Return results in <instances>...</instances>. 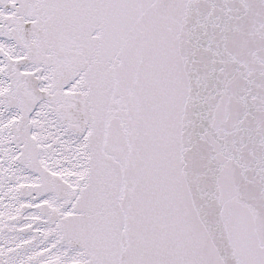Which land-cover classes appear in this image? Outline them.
<instances>
[{"label": "snow or ice", "instance_id": "6c2138e0", "mask_svg": "<svg viewBox=\"0 0 264 264\" xmlns=\"http://www.w3.org/2000/svg\"><path fill=\"white\" fill-rule=\"evenodd\" d=\"M0 264H264V0H0Z\"/></svg>", "mask_w": 264, "mask_h": 264}]
</instances>
